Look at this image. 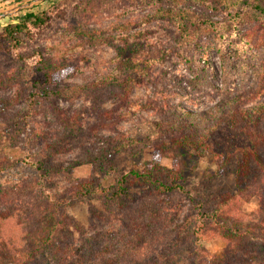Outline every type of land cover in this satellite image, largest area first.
<instances>
[{
  "label": "trees",
  "instance_id": "1",
  "mask_svg": "<svg viewBox=\"0 0 264 264\" xmlns=\"http://www.w3.org/2000/svg\"><path fill=\"white\" fill-rule=\"evenodd\" d=\"M112 1L88 0L81 3L76 8L77 20L87 22L97 2L108 6ZM149 1L153 9L150 22L173 21L180 27L186 26L180 8L189 0ZM197 1L206 17L190 25L192 32L204 27L213 33L218 42L224 41L223 47L228 44L233 54L253 47L254 34L248 29L242 31L243 25L255 22L256 29L264 31V0ZM219 15L222 17L219 21L210 19V16ZM7 21L5 19L2 22L0 39L7 47L16 49L22 37L30 35L31 29L47 27L51 16L45 12H25L21 19L10 24ZM142 27L138 35L124 32L114 37L100 35L97 31H86L84 35L86 41L92 44L98 41L100 45H111L114 57L110 64L113 67L98 79L80 87L65 88L64 91L93 93L106 89L112 92L118 102L115 108L109 110L100 107L93 110L98 111L95 114L96 121L88 128L90 136L113 132L115 136L110 143L114 145L115 153L134 150L144 143L116 129L124 119L122 111L156 112L157 118L153 124L158 131V138L152 145V151L160 158L176 160L183 156L182 148L188 147L198 157L208 153L218 174L227 173L233 167L239 191L250 188V197L258 198L263 219L257 226L264 235V62L257 67L249 86L230 94H219L218 102L204 110L171 104L168 99H163L165 96L132 102L131 95L136 88H154L157 85L158 75L153 68L174 52L173 48L163 47L152 40L160 32L158 24ZM220 51L223 71L227 73L226 49ZM35 60L34 70L40 78L32 81L27 94L17 98L14 96V100H10L24 105L15 117L18 123L33 120L40 101L63 95V92L51 90V87L76 75L83 62V59L78 58L51 62L42 54ZM235 70L242 78L244 66H236ZM206 78L207 71L202 68L194 78L178 82L184 89H195ZM5 83V80L0 79L1 85ZM57 118L63 132L77 130L80 126L77 114L66 118L64 114L58 113ZM55 132L60 133L59 129ZM34 135L24 140V149L32 143L44 141L41 138L43 135ZM47 140L44 141L43 149L51 158V147ZM9 148V144H0V153ZM18 163L28 164L26 159L11 160L4 156L0 161V173ZM186 167V163H178L171 168L152 163L143 168L133 167L124 175L116 174L111 186H103L98 179L89 176L51 191L48 181L58 177L67 179L69 172L57 164L49 168L38 164L36 176L0 192V264H172L176 254L171 259L142 258V255L154 247L164 251L165 241H169L165 248L176 251L207 226H216L225 243L222 254L209 264H264V242H256L253 236L255 228L220 224V215L232 202L230 194L223 197L216 209L208 208L203 198L197 199V194H186L193 212L181 218L184 206L171 196L187 193L180 184ZM77 198H97L104 206L101 211L91 209L93 218L107 222V229H102L100 235H96V243L90 237L76 238L74 230L69 229L71 221L65 212V205ZM119 215L124 216L123 221L118 219ZM180 219L184 223L179 224ZM112 221L119 224H112ZM188 226L191 227L190 231L186 229ZM74 229L79 227L75 226ZM192 264L203 262L195 260Z\"/></svg>",
  "mask_w": 264,
  "mask_h": 264
},
{
  "label": "rangeland",
  "instance_id": "2",
  "mask_svg": "<svg viewBox=\"0 0 264 264\" xmlns=\"http://www.w3.org/2000/svg\"><path fill=\"white\" fill-rule=\"evenodd\" d=\"M21 1L26 2V0H0V13ZM85 1L88 0H45L0 20L1 34L2 22L5 19L8 20L7 24L13 23L21 19L25 12H45L51 16L47 27L40 30L31 29L30 35L22 37L20 46L16 49L7 47L0 39V79L6 81V85L0 84V144L11 145V148L0 153V161L4 156H8L11 160L26 159L28 163H18L0 173V192L36 176V167L40 163L45 168L57 164L69 172L67 179L58 177L48 181V188L51 191L89 176L98 179L101 185L107 187L113 185L116 174H127L133 167L143 168L158 163L171 168L178 163H186L187 167L180 184L185 187L187 193H176L171 196L184 206L180 214L181 218H186V214L193 212L186 194H197L199 196L197 199L203 198L210 209H216L223 197L230 194L232 202L220 215V224L255 228L253 236L256 242L263 243L264 235L257 226L263 219L258 198L250 197V188L239 191L235 184L233 167L227 173L218 174L217 167L208 153L198 157L188 147L182 148L183 156L177 157L176 160L158 157L152 151V145L158 138V131L153 124L157 118V113L154 111H122L124 119L116 129L129 133L131 137L144 144L134 150L117 154L113 150L114 145L110 143L115 133L106 131L90 136L88 132L89 126L96 121L95 114L98 110L93 111L95 108L109 110L116 107L118 102L112 96V92L106 89L93 93L64 91V89L80 87L98 79L113 67L110 64L114 57L111 45H100L98 41L93 42V45L90 41H86L84 37L86 31H97L100 35L114 37L117 33L124 32L138 35L143 25L152 27L158 24L160 32L152 40L163 47L173 48L174 52L153 68L154 73L158 75L157 85L154 88L148 86L136 88L131 95L132 102L165 96L163 99H168L171 104H181L193 110H204L218 102L219 94H230L236 89L251 84L257 67L264 62V31L256 29L255 22L243 25L242 31L248 29L254 34L253 47L239 54H233L228 44L223 47L224 41L218 42L213 37V33L204 27L192 32L190 25H195L197 23L194 22L195 20H204L206 17L197 0H189L180 8L187 27H180L173 21L150 22L149 17L153 9L149 0H113L108 6L97 2L94 13L88 15L87 22L82 23L77 20L76 8ZM240 6L245 8L243 5ZM210 19L219 21L222 17L210 16ZM224 48L225 57L228 59L227 73L223 71V62L219 56L220 50ZM39 54L51 62L70 58L83 59V62L76 75L62 80L58 86L51 87V90L63 92V95L40 101L36 106L35 118L28 123H18L15 117L24 105L10 100H14V96L17 98L16 96L27 94L31 89L32 81L40 78L34 70L35 59ZM26 55L29 56L28 59ZM242 65L244 73L241 78L238 70L234 71V69ZM202 68L206 69L207 78L200 81L201 85L198 88L181 87L179 80L194 78ZM58 113L64 114L66 118L77 114L80 121L78 129H68L63 132L61 123L58 122ZM58 129L60 133L57 134L55 131ZM34 133L43 135L41 138L44 141L48 139L51 158H48V153L43 149L44 141L32 143L24 149V140ZM92 208L101 211L104 206L97 198H77L66 203L65 212L71 221L69 229L74 230L76 238L90 237L93 243H96V235H100L102 229H107V222L93 218ZM118 219L123 221L124 216L119 215ZM182 221L183 219H180L178 223H184ZM111 223L119 224L117 221ZM75 226L79 229H74ZM186 229L190 231L191 227L188 226ZM215 231H218L216 226L205 227L202 232L191 237L176 251L165 248L169 241L164 240V251L160 247L158 249L154 247L143 253L142 258L171 259V256L176 254L172 264H192L195 260L209 264L212 259L222 254L225 247L220 237L221 232Z\"/></svg>",
  "mask_w": 264,
  "mask_h": 264
},
{
  "label": "water",
  "instance_id": "3",
  "mask_svg": "<svg viewBox=\"0 0 264 264\" xmlns=\"http://www.w3.org/2000/svg\"><path fill=\"white\" fill-rule=\"evenodd\" d=\"M43 1H45V0H26V2H24V3L21 1L15 5H13L9 10H7L5 12H1L0 13V20L5 18V17H8L10 15H13L19 11L29 9L32 6L38 5Z\"/></svg>",
  "mask_w": 264,
  "mask_h": 264
}]
</instances>
